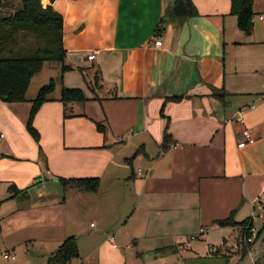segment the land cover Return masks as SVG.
<instances>
[{
	"label": "crops",
	"instance_id": "obj_1",
	"mask_svg": "<svg viewBox=\"0 0 264 264\" xmlns=\"http://www.w3.org/2000/svg\"><path fill=\"white\" fill-rule=\"evenodd\" d=\"M174 2L53 1L64 18L69 69L47 62L41 70L50 65L52 76L40 86L53 79L57 93L35 115L39 142L26 127L32 103L0 99L1 235L13 224L31 226L37 234L30 237L52 240L58 250L68 238L51 211L60 185L72 199L96 206L102 224L83 240L71 235L80 264H128L140 256L128 252L139 240L182 262L222 257L213 253L235 244L238 227L216 220L235 211L237 221L264 224V0H254L250 34L238 27L232 0H192L197 15L170 19ZM63 87L87 97L69 102L67 116ZM242 109L254 135L245 146L244 125L234 119ZM61 177H99L100 185L94 192L74 189ZM53 227L60 231L50 235ZM123 231L129 241L120 245ZM57 250L44 249L40 264Z\"/></svg>",
	"mask_w": 264,
	"mask_h": 264
},
{
	"label": "trees",
	"instance_id": "obj_2",
	"mask_svg": "<svg viewBox=\"0 0 264 264\" xmlns=\"http://www.w3.org/2000/svg\"><path fill=\"white\" fill-rule=\"evenodd\" d=\"M20 1L21 7L11 9L8 8L9 0H0V99L10 102L27 101V90L33 76L40 72L47 62L55 61L63 64L67 55L64 46V18L53 7L54 0L47 5L42 0ZM231 13L236 15L238 27L242 31L247 34L252 33L255 16L254 0H232ZM197 14L192 0H175L167 11L170 19L189 18ZM68 69L67 65H62V73ZM54 90L55 81L52 79L40 88L38 96L33 100L26 127L37 142L40 140V133L33 124L34 118L40 106L52 98ZM226 94L224 89L217 90L220 98H224ZM86 99L80 88H62L60 100L66 106V116L69 102ZM97 127L102 132L107 130L106 124L102 122H98ZM167 137L169 136H166L164 146L169 145ZM59 179L64 186H73L91 192L97 191L100 185L99 177ZM216 223L220 226L240 228L241 258H244L254 243L249 241L251 229L254 227L252 218L237 221L233 211L228 217L216 220ZM262 231L263 229L260 232ZM167 249L170 248H159L157 251ZM78 256L77 239L75 236H70L52 254L48 264H70Z\"/></svg>",
	"mask_w": 264,
	"mask_h": 264
},
{
	"label": "rangeland",
	"instance_id": "obj_3",
	"mask_svg": "<svg viewBox=\"0 0 264 264\" xmlns=\"http://www.w3.org/2000/svg\"><path fill=\"white\" fill-rule=\"evenodd\" d=\"M18 6L20 7L22 6L20 0L19 1L9 0L8 8L16 9ZM50 64H61V63L53 61ZM49 68L50 65H46L44 71H41L40 73H37L33 76L34 77L33 81L30 83V86L28 88L29 91L27 90V102H31L32 106H33V100L38 96L41 87L40 85L46 83V81H48V79L52 76V72L49 73L50 70ZM56 93L57 92L55 91L52 94H56ZM30 111L31 108L29 110V113ZM28 117H27V121H28ZM31 137L34 138L32 135ZM70 188L76 189L75 187H70ZM67 190L68 189L60 185V192H59L60 194H58L60 200L58 201V204L51 209L52 214L56 216V221L54 222V224H58L59 228H61L63 233L68 235V237L77 233L76 236L77 238H80V240H83L86 237L85 235H87L92 231H101L100 230V228L102 227L101 221L98 219V217L96 216L97 213L94 211L96 209L95 208L96 206L91 207L90 204L84 203L82 200H79L76 197L72 199L70 197V194L67 192ZM65 197L66 199H68V205L63 204V200ZM30 203L31 202L29 200L24 202L26 206L30 205ZM6 206L7 205L3 207L4 211H6V209L8 208V206L7 208ZM1 210H2V206H1ZM27 211H31V210L28 208ZM122 216H124V214H122ZM91 222H94L96 226L92 227L90 225ZM261 224H262L261 220L259 219L257 220V226L254 225L253 228L259 231L264 227V224L260 226ZM59 231H58V227H53L52 231H50L51 232L50 235H52V233L54 232L57 233ZM5 232L3 235H1L0 233V264H40V260L38 259L40 257L38 255L43 254L44 249L50 246V248L53 247V249L57 250V246H53L52 240H49L44 237H43L44 239L36 238V237L34 238L33 236L30 237L28 233H31V235L37 234V232H35L34 228H32L31 226H28L24 230L23 229L17 230V227H15V225L13 224L10 230L7 233ZM215 234L217 233L214 232V235ZM241 236L242 235L240 232V228H237L234 232V238H233V242L236 245L233 244L232 246H225L222 247L221 249L219 248L218 253L215 252L213 253V255H221L222 257L220 256L199 257L195 259H189L188 262L187 261L182 262V259L180 260V257L179 260H177L176 255H172L169 253L157 254L155 246H152V243L149 242V240H145V241L139 240V246H137V248H135V246H132L133 248L128 252L131 251L133 252V254H136L139 251L140 256H137L136 254L137 258L135 260L130 259L128 264H231V260H230L231 258L235 260L236 259L239 260L238 262L236 261L235 264H240L241 260H243L240 256L242 250ZM121 238L118 237L119 240L118 244L120 242H123L125 244L126 241H129V238L127 237L124 231L121 234ZM11 244L14 245V248L11 247ZM199 244H204V243L202 241L197 240L196 245ZM120 245L122 244L120 243ZM6 251L15 253L17 258L15 260H6L3 257V253ZM191 256L192 255H189V257ZM259 260L260 261L258 262V264H264V251ZM72 264H80V262H78V259H74Z\"/></svg>",
	"mask_w": 264,
	"mask_h": 264
},
{
	"label": "built area",
	"instance_id": "obj_4",
	"mask_svg": "<svg viewBox=\"0 0 264 264\" xmlns=\"http://www.w3.org/2000/svg\"><path fill=\"white\" fill-rule=\"evenodd\" d=\"M259 17L261 19H264V14H260ZM156 45H161L162 41L160 39H157L155 41ZM96 56V53L93 52L91 53L88 57L90 59H93ZM248 107V106H247ZM250 107H254V104H251ZM243 109L238 111L235 116L234 119H236L239 123L244 125V128L242 129L241 133H240V142L239 145L240 146H245L248 143H250L253 140V130L251 127L246 125L245 119L242 115ZM263 231H261V229L258 231L255 228L251 229V235L249 238V241L254 242L253 246L249 249L247 255L242 258L243 260H241L240 264H258V261L263 253L264 250V227L262 228ZM186 237L184 236L182 239H185ZM112 242L114 244V246H118V244L115 242L114 237H111ZM3 257L8 260V259H15L16 258V254L12 253L10 251H6L3 253Z\"/></svg>",
	"mask_w": 264,
	"mask_h": 264
},
{
	"label": "water",
	"instance_id": "obj_5",
	"mask_svg": "<svg viewBox=\"0 0 264 264\" xmlns=\"http://www.w3.org/2000/svg\"><path fill=\"white\" fill-rule=\"evenodd\" d=\"M5 98H7V96H5ZM0 136H1V132H0ZM26 195V194H25Z\"/></svg>",
	"mask_w": 264,
	"mask_h": 264
}]
</instances>
